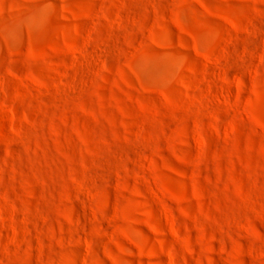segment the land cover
I'll use <instances>...</instances> for the list:
<instances>
[{"label":"rangeland","instance_id":"obj_1","mask_svg":"<svg viewBox=\"0 0 264 264\" xmlns=\"http://www.w3.org/2000/svg\"><path fill=\"white\" fill-rule=\"evenodd\" d=\"M0 264H264V0H0Z\"/></svg>","mask_w":264,"mask_h":264}]
</instances>
